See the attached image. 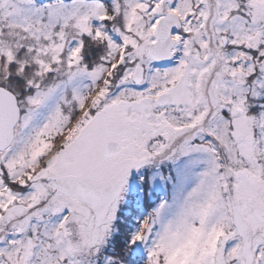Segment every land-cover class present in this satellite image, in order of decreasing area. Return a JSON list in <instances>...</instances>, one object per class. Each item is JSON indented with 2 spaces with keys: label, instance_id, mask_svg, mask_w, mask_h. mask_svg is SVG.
<instances>
[{
  "label": "snow or ice",
  "instance_id": "snow-or-ice-1",
  "mask_svg": "<svg viewBox=\"0 0 264 264\" xmlns=\"http://www.w3.org/2000/svg\"><path fill=\"white\" fill-rule=\"evenodd\" d=\"M0 264H264V0H0Z\"/></svg>",
  "mask_w": 264,
  "mask_h": 264
}]
</instances>
